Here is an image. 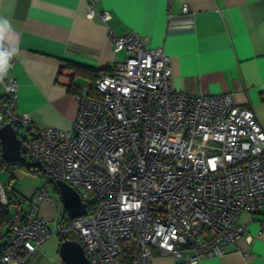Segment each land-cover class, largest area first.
Segmentation results:
<instances>
[{"label": "built area", "instance_id": "1", "mask_svg": "<svg viewBox=\"0 0 264 264\" xmlns=\"http://www.w3.org/2000/svg\"><path fill=\"white\" fill-rule=\"evenodd\" d=\"M86 2L91 18L96 0ZM99 16L107 23L111 13ZM110 39L125 57L75 93L68 130L37 127L16 111L18 83L7 75L15 48L0 43V126L23 127L24 160L72 187L86 209L95 203L91 213L56 220L55 235L75 233L91 264H152L156 253L197 264L225 254L246 233L240 213L264 210V127L231 93L175 91L169 57L146 37ZM36 199L53 201L45 188ZM0 205H8L1 183ZM9 230L0 264H27L53 236L36 202L11 214Z\"/></svg>", "mask_w": 264, "mask_h": 264}, {"label": "crops", "instance_id": "2", "mask_svg": "<svg viewBox=\"0 0 264 264\" xmlns=\"http://www.w3.org/2000/svg\"><path fill=\"white\" fill-rule=\"evenodd\" d=\"M95 9L90 18L86 0H0V43L15 48V64L7 73L18 83L15 108L35 126L70 129L77 111L75 93L91 83L95 71H109L125 57L113 50L110 32H135L169 57L175 91L231 93L264 127V0H96ZM103 10L111 13L107 23L99 16ZM72 65L88 71L75 74ZM3 104L0 80V111ZM3 172L7 176L0 183L9 185L11 213L36 202L48 227L61 219V202L38 201V187L22 186L16 173L11 179L4 170L0 176ZM238 224L246 228L242 238L227 244L225 254L197 264H264V210L254 218L241 212ZM8 230L0 224V246ZM59 243V237L48 239L27 264H63ZM152 264L175 261L156 253Z\"/></svg>", "mask_w": 264, "mask_h": 264}, {"label": "water", "instance_id": "3", "mask_svg": "<svg viewBox=\"0 0 264 264\" xmlns=\"http://www.w3.org/2000/svg\"><path fill=\"white\" fill-rule=\"evenodd\" d=\"M1 156L7 162L22 160L21 140L17 129L11 122H4L0 126ZM59 200L69 219L87 213L86 204L83 203L77 192L62 181H56ZM58 254L63 264H91L86 258L81 244L78 241L64 238L58 247Z\"/></svg>", "mask_w": 264, "mask_h": 264}, {"label": "trees", "instance_id": "4", "mask_svg": "<svg viewBox=\"0 0 264 264\" xmlns=\"http://www.w3.org/2000/svg\"><path fill=\"white\" fill-rule=\"evenodd\" d=\"M72 67L74 68V73H80L82 71H88L87 69H85L84 67H81V66H78V65H72ZM106 71V70H105ZM95 73L96 71L94 72V75H93V78L92 80L94 79V76H95ZM14 127L17 129V126L14 125ZM18 130V129H17ZM6 171L11 179H14L15 177V173L18 171V170H21L25 173H28V174H31V175H36V176H39V177H44L46 178L47 181L53 183L54 185V180L51 179L50 177H48L43 171H41L39 168H37L36 166L34 165H31L29 164L28 162H26L24 160V158L22 157V160L19 161V162H7L5 161L2 156H1V149H0V171ZM6 187V195H7V199H8V205H0V224L2 225H8L10 226V217H11V205H12V202H11V198H10V190H9V185L5 186ZM95 207V203H91V204H88L87 205V211L88 213H91L93 211ZM61 220L65 223H68L69 222V218L63 208V214L61 216ZM10 237V230H8V232L5 234V242L2 246H0V258L3 254V251H4V248L7 244V241ZM64 238H67V239H70V240H75V241H79L78 239V236L71 232L65 236H59V241L61 242Z\"/></svg>", "mask_w": 264, "mask_h": 264}, {"label": "rangeland", "instance_id": "5", "mask_svg": "<svg viewBox=\"0 0 264 264\" xmlns=\"http://www.w3.org/2000/svg\"><path fill=\"white\" fill-rule=\"evenodd\" d=\"M25 129L22 127V128H18V135L19 136H24L25 135ZM5 174V175H3ZM3 174L0 176V179L2 180V178L6 177L7 174L3 172ZM16 181L18 183H21L22 186H36L38 187L39 189L40 188H45L48 192V194L53 198V199H57L59 202V193H58V188H57V185H56V181L54 182V185L53 183L49 182L46 180V178L44 177H39V176H36V175H31V174H28V173H25L21 170H18L16 172ZM28 202L27 200L24 202V206H27ZM50 227V231L52 232L53 236L51 237L52 239H57L58 236L55 235L56 234V222L53 221L51 223V225L49 226Z\"/></svg>", "mask_w": 264, "mask_h": 264}, {"label": "clouds", "instance_id": "6", "mask_svg": "<svg viewBox=\"0 0 264 264\" xmlns=\"http://www.w3.org/2000/svg\"><path fill=\"white\" fill-rule=\"evenodd\" d=\"M5 74H6L5 72H3L2 70H0V78H2L3 75H5Z\"/></svg>", "mask_w": 264, "mask_h": 264}]
</instances>
